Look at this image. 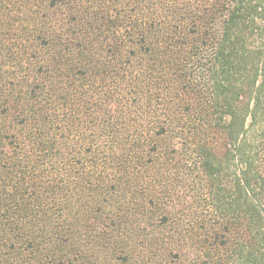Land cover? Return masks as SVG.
<instances>
[{
	"label": "trees",
	"instance_id": "16d2710c",
	"mask_svg": "<svg viewBox=\"0 0 264 264\" xmlns=\"http://www.w3.org/2000/svg\"><path fill=\"white\" fill-rule=\"evenodd\" d=\"M0 264H264V0H0Z\"/></svg>",
	"mask_w": 264,
	"mask_h": 264
}]
</instances>
